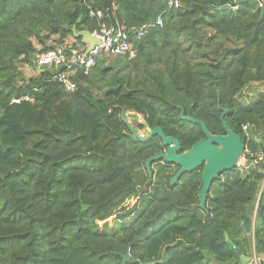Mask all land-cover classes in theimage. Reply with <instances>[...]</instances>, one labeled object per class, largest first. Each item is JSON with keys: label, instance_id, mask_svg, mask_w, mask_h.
Returning a JSON list of instances; mask_svg holds the SVG:
<instances>
[{"label": "trees", "instance_id": "1", "mask_svg": "<svg viewBox=\"0 0 264 264\" xmlns=\"http://www.w3.org/2000/svg\"><path fill=\"white\" fill-rule=\"evenodd\" d=\"M101 25L125 29L137 55L74 68L72 93L36 68L39 53L71 58L84 46L74 27ZM255 85H264V0H0V264H122L127 253V264H240L230 243L250 256L253 239L264 255V98L242 101ZM181 107L214 135L228 110L250 152L248 168L214 181L207 212L202 169L174 189L179 167L153 164L141 192L146 162L165 148L160 137L139 143L127 114L143 117L137 132L159 126L184 152L205 134Z\"/></svg>", "mask_w": 264, "mask_h": 264}, {"label": "water", "instance_id": "2", "mask_svg": "<svg viewBox=\"0 0 264 264\" xmlns=\"http://www.w3.org/2000/svg\"><path fill=\"white\" fill-rule=\"evenodd\" d=\"M73 35L75 39L82 40L84 44H89L87 53L92 50L100 42L97 37L90 31L77 32L76 27L73 28ZM66 70V65L61 66L57 69H45L39 72L47 73L51 75H56L62 73ZM181 115L180 118L183 121L190 122L192 124L198 125L202 128L205 139L198 141L191 149L182 152V147L180 142L173 136H167L161 127H156L154 129L147 128V136H142L135 130L133 126L126 122L129 127L130 132L134 138L141 144H146L155 137H160L162 140L163 147L165 150L150 158L146 162V169L149 175V183L142 189V193H147L150 185L153 183V172L151 166L156 163H166L169 165H176L180 167L177 174L171 179V184L175 185L181 177L186 174L192 173L196 170L203 168L202 171V188L199 191V205L198 209L207 212V202L208 197L211 193L214 181L219 180L225 173L234 174L240 166L242 159L246 157L245 150L246 145L243 138L236 133V131L228 125L224 120L226 115L229 113L228 110H224L220 119L222 121L225 135H214L212 134L207 125L200 120L192 118L191 116H186L184 108H180ZM125 113L123 112L121 118L124 120ZM261 150L264 153V145L261 144ZM256 224V216L249 218H244L243 228L247 234H254V228ZM227 237V241H228ZM230 247L236 250L237 254L240 256V264H251L257 262L258 264H264V259H255V257H247L243 254L240 249H236L235 246L230 243ZM131 261V255L127 253L123 255L122 264H127ZM168 262V257H164L163 260L151 264H166ZM208 260L200 264H208ZM139 264H142L139 261Z\"/></svg>", "mask_w": 264, "mask_h": 264}, {"label": "built area", "instance_id": "3", "mask_svg": "<svg viewBox=\"0 0 264 264\" xmlns=\"http://www.w3.org/2000/svg\"><path fill=\"white\" fill-rule=\"evenodd\" d=\"M170 8L178 9L180 4L178 2H171ZM91 17L102 18L103 14L99 11L97 13L91 12ZM163 24L162 19L159 18L156 25L161 26ZM150 26V25H149ZM149 26H145L139 32V36L143 37V31ZM99 40V44L87 53L89 44H84L81 50L75 51L71 58H68L65 51L62 48H57L47 52L39 53L35 59L36 68L40 70L45 69H57L66 65V70L62 73L56 74L55 79L62 83L67 92H74L76 90V84L70 80V77L75 74L74 68H82L85 74H88L91 69L97 64V60L102 55L107 56H122L133 59L137 55V50L134 48L130 40L128 32L121 27H108L101 25L100 29L93 33ZM19 102V101H15ZM244 133L249 132V125L242 127ZM250 154L246 148L245 155ZM261 159L264 157V153L258 155ZM242 159L239 168H248L247 158ZM264 189V182L263 188ZM255 259H257L255 257ZM255 264H258L255 262Z\"/></svg>", "mask_w": 264, "mask_h": 264}, {"label": "rangeland", "instance_id": "4", "mask_svg": "<svg viewBox=\"0 0 264 264\" xmlns=\"http://www.w3.org/2000/svg\"><path fill=\"white\" fill-rule=\"evenodd\" d=\"M22 72L24 76H26L27 78L36 76V70H34L32 67H28V66L22 67ZM262 98H264V85H255L252 89L245 92L242 98V101L244 103L250 104ZM127 116H128V121L131 124V126H134L132 125V123H135L134 121L136 118L138 122L144 123L142 116L134 115L131 113H128ZM139 134L145 137L147 136L148 132L147 130H139Z\"/></svg>", "mask_w": 264, "mask_h": 264}, {"label": "flooded vegetation", "instance_id": "5", "mask_svg": "<svg viewBox=\"0 0 264 264\" xmlns=\"http://www.w3.org/2000/svg\"><path fill=\"white\" fill-rule=\"evenodd\" d=\"M215 135H225V130H224V127H223V133H221V134H215ZM162 164H164V163H162ZM154 166V165H153ZM174 166H176V165H174ZM177 167V166H176ZM153 169H154V173H153V175H154V178H153V183L150 185V187H149V190H148V192L147 193H149V191H150V189L152 188V186H153V184H154V179H155V176H156V173H157V170H155V168L153 167ZM202 169V171H203V168H201ZM180 170V167H179V169L177 170V172ZM177 172H176V174H177ZM190 174V173H189ZM182 178V177H181ZM201 179H202V173H201ZM180 181V180H179ZM178 181V182H179ZM178 182L175 184V185H172V187L174 188V189H176V188H178L179 187V184H178ZM146 193V194H147Z\"/></svg>", "mask_w": 264, "mask_h": 264}, {"label": "crops", "instance_id": "6", "mask_svg": "<svg viewBox=\"0 0 264 264\" xmlns=\"http://www.w3.org/2000/svg\"><path fill=\"white\" fill-rule=\"evenodd\" d=\"M72 42L71 43H74L73 42V40H71ZM82 49V47H80L79 48V50H81ZM251 235H253V234H251ZM246 256V255H245ZM257 257L258 259L260 258H262V259H264V255H261V254H257V251H256V248H255V240L253 239V250H252V253H251V255L249 256H247V257ZM251 264H255V263H251Z\"/></svg>", "mask_w": 264, "mask_h": 264}]
</instances>
